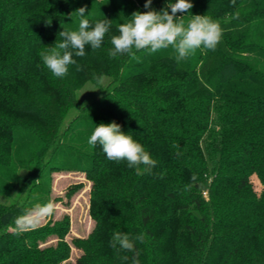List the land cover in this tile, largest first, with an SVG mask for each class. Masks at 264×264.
Segmentation results:
<instances>
[{
	"label": "trees",
	"instance_id": "16d2710c",
	"mask_svg": "<svg viewBox=\"0 0 264 264\" xmlns=\"http://www.w3.org/2000/svg\"><path fill=\"white\" fill-rule=\"evenodd\" d=\"M176 2L0 0V264H133L134 252L110 246L117 231L144 234L140 264H264V0H189L177 17L218 21L215 50L179 63L172 48L109 57L134 12L171 13ZM80 7L92 25L112 21L109 32L56 78L39 53L78 29ZM87 84L101 95L80 105ZM112 122L157 161L151 172L88 144ZM71 172L92 183L90 234L69 242L67 215L16 235L18 216L52 200L53 174Z\"/></svg>",
	"mask_w": 264,
	"mask_h": 264
},
{
	"label": "clouds",
	"instance_id": "9594fccd",
	"mask_svg": "<svg viewBox=\"0 0 264 264\" xmlns=\"http://www.w3.org/2000/svg\"><path fill=\"white\" fill-rule=\"evenodd\" d=\"M234 2V0H233ZM152 0H146L144 7L150 8ZM193 7L189 0H177L169 4L167 9L157 12H134L127 23L118 26V35L110 38L112 48L109 49L110 58L120 55H129L135 58V52L147 49L150 53L172 48L176 53L177 63L194 55L197 50H215L220 43L223 29L218 21L207 15H191L185 23L183 17H177L178 12H188ZM86 7H80L76 13L81 17L77 30H63L59 32L61 41L55 42L54 47L40 51L39 55L44 66L56 78H64L71 65L76 64L73 58L86 55V46L92 50L99 49L109 32L111 22L108 19L96 21L94 25L85 18ZM99 84H103V77L96 78ZM98 90V89H97ZM88 144L101 147L103 153L110 161H126L129 168H134L137 175L151 172L157 161L154 160L145 147L137 142L130 134L122 131L116 122L101 123L91 133ZM178 148L177 144H173ZM177 155H180L177 152ZM197 177L192 176V181ZM36 182H39L37 180ZM191 185L186 186V190ZM58 209V205L49 200L46 203H36L15 219L14 232L22 235L29 231L37 230L48 218L52 217ZM135 241L144 242V234L130 238L128 234L114 232L110 246L116 249L117 254L121 250L134 252L133 264H140L139 252L135 248ZM122 259L127 260L124 256Z\"/></svg>",
	"mask_w": 264,
	"mask_h": 264
},
{
	"label": "rangeland",
	"instance_id": "374dc122",
	"mask_svg": "<svg viewBox=\"0 0 264 264\" xmlns=\"http://www.w3.org/2000/svg\"><path fill=\"white\" fill-rule=\"evenodd\" d=\"M102 85L104 86V84ZM99 89L93 84H87L79 91V104L84 105L100 97ZM252 182L257 190L262 188L256 176L252 178ZM51 187L52 201L58 205V209L40 227L52 224L50 222L61 220L68 215L70 218V233L67 236V240L71 242L75 237H87L94 227V221L90 215L92 183L86 179L83 173H55L52 177ZM72 188H76V190L71 192ZM78 253L77 250H73L71 260H75Z\"/></svg>",
	"mask_w": 264,
	"mask_h": 264
}]
</instances>
